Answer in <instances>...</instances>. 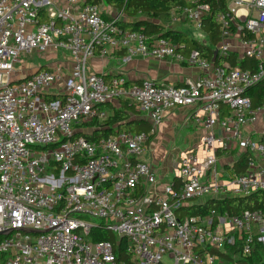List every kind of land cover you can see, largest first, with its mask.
<instances>
[{
	"label": "built area",
	"instance_id": "2783aa9c",
	"mask_svg": "<svg viewBox=\"0 0 264 264\" xmlns=\"http://www.w3.org/2000/svg\"><path fill=\"white\" fill-rule=\"evenodd\" d=\"M225 1L229 13L215 16L217 64L164 36L184 25L204 32L208 2L185 0L153 20L163 33L149 35L122 28L129 16L105 0H0V264H246L257 245L264 250V210L185 213L264 191V103L248 95L264 83V0ZM118 51L123 62L171 58L201 74L179 85L129 84L90 70L95 55ZM231 53L254 65H233ZM22 54L64 59L28 68ZM122 100L151 130L94 137L88 124L107 120L106 106ZM176 108L191 110L200 140L161 182L146 145ZM237 147L247 167L232 174L218 158ZM101 231L124 243L126 258L96 239ZM232 248L239 252L227 256Z\"/></svg>",
	"mask_w": 264,
	"mask_h": 264
},
{
	"label": "trees",
	"instance_id": "16d2710c",
	"mask_svg": "<svg viewBox=\"0 0 264 264\" xmlns=\"http://www.w3.org/2000/svg\"><path fill=\"white\" fill-rule=\"evenodd\" d=\"M106 3L114 5L118 8H124L125 13L129 17H138L136 21L121 22L120 25L125 30L142 31L146 34H160L163 33L164 27L153 20L165 21L169 17L171 9L177 5L185 4V0H105ZM201 2H208L211 5V14L203 21V31L207 35V42L202 43L190 37L186 32L181 29H170L164 33V36L172 39L175 43L183 44L184 47L178 48L185 55L190 51L196 49L199 53L209 60H213L214 51L217 44L222 40L219 26L215 22V16L218 13H229L227 3L225 0H199ZM152 19V20H151ZM219 64L220 60L215 58L213 60ZM231 61L233 65H239L243 68L253 66L252 59L244 58L237 60L236 53H231ZM248 95L251 97L254 106H259L264 103V83L250 89ZM133 107L124 104L122 109L115 111L101 125L102 131H96L94 137H107L117 132H149L151 125L143 121L129 120L128 110ZM116 125V127H114ZM247 167V156L244 155L231 166V173H243ZM212 209L220 211H228L233 214H238L244 210H264V191L255 192L246 197H233L227 200L215 201L212 199L206 200L205 203L194 205L186 209L188 215H201L204 216ZM100 240H110L115 244L116 255L118 259L126 258L124 243L121 241L117 243L114 234L108 231H101L97 233V238ZM239 252L237 248L229 250L227 256ZM239 254V253H238ZM246 264H264V250L257 245Z\"/></svg>",
	"mask_w": 264,
	"mask_h": 264
},
{
	"label": "crops",
	"instance_id": "0c3cea01",
	"mask_svg": "<svg viewBox=\"0 0 264 264\" xmlns=\"http://www.w3.org/2000/svg\"><path fill=\"white\" fill-rule=\"evenodd\" d=\"M136 20H138V17L128 18V21ZM122 56L123 52L119 51L116 52L113 58H106L95 55V57H93L89 61V68L91 71L103 75L106 81H109L113 76L122 75L128 80L129 84H138L144 79H149L155 82L179 85L186 78H196L201 74L200 69H198L197 67H192L186 62H178L171 58L157 59L135 56L132 60L125 63L121 60ZM48 59H44L45 66L43 67H46L48 63L53 64L55 62L63 60L64 58L60 54H52V56ZM124 104H128L129 106L133 107V109L128 110L129 120L143 121L150 125L145 113L138 111L134 105L126 100L107 105L106 107H108L111 111L109 117L112 116L115 111L122 109ZM191 114V110L186 108H176L165 113L164 120L159 125L156 134L150 138L149 142L146 145L145 159L152 163L153 166H158V163H156V161L154 160L152 143L153 140L160 136V134L170 133L171 140L165 135L163 138L166 139L167 142L172 141L178 144L177 146L182 149L180 151L179 160L184 151L191 149L195 144L199 142L201 130H199V128L196 126L193 118L191 117ZM102 123L103 122H95L94 124H88V129L92 130V132L95 133L96 131L100 132L105 129L101 125ZM114 127H116V125ZM261 129L262 126H260L259 124L256 128H246L245 133H252V130L258 133ZM254 137L259 138V136L255 134ZM240 152V147H237L230 151L222 153L218 158V166L230 172L231 166H233V164L240 158ZM156 170L161 177V182H169L174 177L173 173L172 176L167 179V177L169 176L168 172H163L161 168H156ZM166 179L168 181H166Z\"/></svg>",
	"mask_w": 264,
	"mask_h": 264
},
{
	"label": "rangeland",
	"instance_id": "374dc122",
	"mask_svg": "<svg viewBox=\"0 0 264 264\" xmlns=\"http://www.w3.org/2000/svg\"><path fill=\"white\" fill-rule=\"evenodd\" d=\"M182 30L191 36L197 37L203 43H206L208 40L207 35L204 32L197 30L195 28H190L187 25H184ZM51 56L52 54L44 55V56L43 55L39 56V55H31V54H22L21 58L25 62V64L28 66V68L30 67L33 68L36 66L37 67L45 66L44 59H46L47 57H51ZM18 68H22V65H18ZM164 135L167 136L171 140L170 133L160 134L159 137L153 140V143H152L153 147L152 146L151 147H152V151L154 154V160L156 161V163H158L157 164L158 166L155 165V167L157 169L161 168L163 172H168L169 176L167 177V179H169L175 171V167L179 161L180 151L182 149L177 146L178 144L172 141L167 142L166 139L163 138ZM167 179L166 181H168ZM94 221L97 223L101 222L100 219H95Z\"/></svg>",
	"mask_w": 264,
	"mask_h": 264
},
{
	"label": "water",
	"instance_id": "95a60500",
	"mask_svg": "<svg viewBox=\"0 0 264 264\" xmlns=\"http://www.w3.org/2000/svg\"><path fill=\"white\" fill-rule=\"evenodd\" d=\"M216 55H217V53L215 52V53H214V57H213V60H214V59L216 58Z\"/></svg>",
	"mask_w": 264,
	"mask_h": 264
}]
</instances>
